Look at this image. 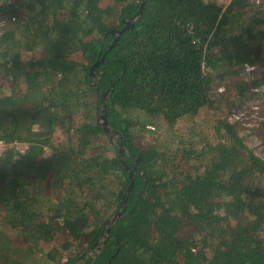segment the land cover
<instances>
[{
    "label": "trees",
    "instance_id": "16d2710c",
    "mask_svg": "<svg viewBox=\"0 0 264 264\" xmlns=\"http://www.w3.org/2000/svg\"><path fill=\"white\" fill-rule=\"evenodd\" d=\"M263 84L264 0H0V264H264Z\"/></svg>",
    "mask_w": 264,
    "mask_h": 264
},
{
    "label": "rangeland",
    "instance_id": "374dc122",
    "mask_svg": "<svg viewBox=\"0 0 264 264\" xmlns=\"http://www.w3.org/2000/svg\"><path fill=\"white\" fill-rule=\"evenodd\" d=\"M255 1L261 2L262 0ZM253 70V66H246L245 68H243L240 77L249 78ZM258 90H260V93L257 97L253 98V100L248 101L247 99L240 106H233L231 110H237L238 108L244 110V116L242 119H240L244 126V128L241 130V134H243V136L245 137L246 142L251 147H253L259 155L264 157V84L261 85ZM228 108L229 107L226 106L225 112H227ZM212 113L213 111H206L204 115L211 117ZM220 114L223 115L224 112H221ZM138 116L142 117V114H138ZM150 119L151 118L149 117V120ZM151 126L152 125H150V127ZM115 136L116 135H112V138H114V140H116Z\"/></svg>",
    "mask_w": 264,
    "mask_h": 264
},
{
    "label": "water",
    "instance_id": "95a60500",
    "mask_svg": "<svg viewBox=\"0 0 264 264\" xmlns=\"http://www.w3.org/2000/svg\"><path fill=\"white\" fill-rule=\"evenodd\" d=\"M143 6H144V1L141 3V6L138 10V12L133 16L131 17L129 20L126 21L125 23V26L122 28V29H112L111 32L114 34V40L112 42L115 43V41L118 39V37L121 35L122 31L125 29V28H128L130 25H132V19H134L137 15H139L143 9ZM102 59L100 60H97L93 66L91 67L92 71H91V75L94 73L95 69H96V66L98 65L99 62H101ZM108 94V92H104L103 94V100L105 99L106 95ZM102 125L103 127L108 131V132H111V137L112 135H115L117 134L116 131H112L111 128L109 127V123H108V120L105 116H103V121H102ZM123 155V150L122 148L120 149V156L122 157ZM126 167L129 169V166L125 163ZM130 178H131V184L129 186V188H132L133 184H132V181H133V170H130ZM123 209H119L115 215L111 218V220L109 221V224H108V227H107V230H109L110 228V225L121 215ZM101 249V247L99 245H97L93 250L96 252V251H99Z\"/></svg>",
    "mask_w": 264,
    "mask_h": 264
},
{
    "label": "built area",
    "instance_id": "2783aa9c",
    "mask_svg": "<svg viewBox=\"0 0 264 264\" xmlns=\"http://www.w3.org/2000/svg\"><path fill=\"white\" fill-rule=\"evenodd\" d=\"M258 89V88H257ZM244 110L238 108L237 110H232V112L229 115V119L230 120H240L243 118L244 116ZM13 147L14 149H16L19 152H25L26 149H28L29 147V143L28 142H20V141H14V142H7L4 139H0V157L4 154V152L8 149Z\"/></svg>",
    "mask_w": 264,
    "mask_h": 264
}]
</instances>
